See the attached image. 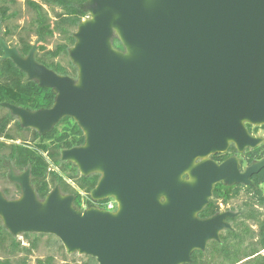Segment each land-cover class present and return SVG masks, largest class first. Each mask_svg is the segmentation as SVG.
I'll list each match as a JSON object with an SVG mask.
<instances>
[{"label": "water", "instance_id": "water-1", "mask_svg": "<svg viewBox=\"0 0 264 264\" xmlns=\"http://www.w3.org/2000/svg\"><path fill=\"white\" fill-rule=\"evenodd\" d=\"M86 11L68 53L76 78L38 62V43L23 57L0 32L2 58L56 95L48 109L0 107L41 135L72 118L85 142L61 160L100 175L90 198L117 208L78 209L59 185L41 199L31 168L10 164L21 194L0 189V219L14 237L53 235L98 264H190L233 230L232 211L200 217L215 186H255L264 169V158L244 169L237 155L211 158L264 142L247 127L264 126V0H89Z\"/></svg>", "mask_w": 264, "mask_h": 264}, {"label": "trees", "instance_id": "trees-1", "mask_svg": "<svg viewBox=\"0 0 264 264\" xmlns=\"http://www.w3.org/2000/svg\"><path fill=\"white\" fill-rule=\"evenodd\" d=\"M89 0H27L26 4L32 12L31 21L18 32L13 30L9 22L18 17L13 10L18 0H0V32L2 38L9 44L8 35H18L17 48L23 57L28 56L35 43H38L36 59L58 74L77 77L78 70L69 59V50L76 42L73 33L79 23L88 16L86 6ZM45 7L58 8L50 16ZM3 26L7 27L2 34ZM58 34L62 42L54 49H47V44ZM36 37L35 43L31 40ZM117 48L123 49L118 38L114 39ZM11 46V45H10ZM0 48V103L8 102L18 107L38 111L51 108L55 102L52 89L42 88L35 81H28L26 74L15 64L3 59ZM67 60L62 62L60 59ZM249 131L253 126L247 125ZM264 129V126H262ZM259 127H254L257 132ZM25 133L31 134L26 139ZM18 138L21 142H17ZM85 142L83 131L72 118H64L52 131L45 135L32 129H24L11 112L0 107V178L7 180L9 164L16 171L31 168L32 184L41 199H44L56 185L65 194L76 196L75 206L78 209L94 206L90 192L96 187L100 175L84 177L78 168L69 162L61 160V151L81 146ZM238 155L241 167L250 166L254 161L264 158V143L256 149H248L239 154L234 145L228 152L212 156L222 162L232 155ZM75 183L73 186L70 182ZM255 186L217 184L209 205L200 214L201 218H209L221 211L220 204L228 205L239 198L245 191L248 198L244 201L239 215L230 218L233 230L221 233V242L212 241L205 251L196 250L190 264H264V169L254 175ZM14 189L4 188V193L11 199L21 194L19 185L13 184ZM103 205L106 201H101ZM253 226L256 227L253 228ZM27 245L22 244L17 237L10 234L0 219V264H29L33 252L38 249L41 235L25 234ZM59 241V240H58ZM61 243V241H59ZM54 256L38 259L37 264H54ZM69 264V263H67ZM84 264H98L96 259L87 256Z\"/></svg>", "mask_w": 264, "mask_h": 264}, {"label": "rangeland", "instance_id": "rangeland-1", "mask_svg": "<svg viewBox=\"0 0 264 264\" xmlns=\"http://www.w3.org/2000/svg\"><path fill=\"white\" fill-rule=\"evenodd\" d=\"M27 0H18V2L16 3L15 6H13V10L18 12V17L14 18L13 20H11L9 22V25L11 26V28L13 30H16L17 32L22 29V27L26 26L32 18V12L30 11V9L28 8L27 4H26ZM46 10H49V14L50 16H54L56 12H61L60 9H56L54 11V9L45 7ZM7 27L3 26L2 28V34L5 33ZM16 31L14 33V35H8L7 39L9 41V44L11 46H16L18 44V35L16 34ZM76 31V30H75ZM36 37H32V41L33 43H35L36 41ZM60 42H62L61 37L56 34L54 36V38H52L50 40V42L47 44V49H54L55 46L57 44H59ZM62 62H65L67 59L65 57H62L60 59ZM257 136H261L264 138V129L262 127H259L258 131L256 132ZM26 139H31V134L30 133H25L24 134ZM20 138H18L17 142H21V140H19ZM264 143V142H263ZM262 143V144H263ZM212 158V157H211ZM246 168V167H244ZM69 182L74 186L75 183H73L72 181L69 180ZM4 188H8V189H14L13 184H11L8 180H4L2 178H0V189H4ZM263 190H264V185L262 186ZM248 198V196L246 195L245 191L242 193V195L239 198H236L234 200H232L228 205H225L223 208V211H234V212H239L240 209L243 207V203L244 201ZM225 208V209H224ZM253 228L256 229L255 226H253ZM40 235V234H38ZM18 240H20L22 242V244L27 245L28 240L27 238L24 237V235H20L18 236ZM59 239L53 235H41L40 240H39V246L38 249L35 250L33 252V255L30 258L29 264H37V260L38 259H46L49 256H54L55 258V262L54 264H84L87 261V256L84 255H79L78 253L73 254V255H68L66 252V249L64 248L63 244L60 243L58 241ZM3 255L0 253V258Z\"/></svg>", "mask_w": 264, "mask_h": 264}, {"label": "flooded vegetation", "instance_id": "flooded-vegetation-1", "mask_svg": "<svg viewBox=\"0 0 264 264\" xmlns=\"http://www.w3.org/2000/svg\"><path fill=\"white\" fill-rule=\"evenodd\" d=\"M18 120V119H17ZM254 127L255 126H253V128H252V131L250 132L252 135H255V134H257L256 132H254ZM25 129V128H24ZM255 136H257V135H255ZM232 146V145H231ZM230 146V147H231ZM230 149V148H229ZM247 151V150H246ZM237 155V154H236ZM232 156H234V155H232ZM238 156V155H237ZM231 157V156H230ZM229 158V157H228ZM227 158V159H228ZM212 159H213V157H212ZM216 161V160H215ZM218 162V161H217ZM223 162V161H222ZM219 163H221V162H219ZM10 165V164H9ZM9 165H8V167H9ZM12 165V164H11ZM14 167V166H13ZM15 169V168H14ZM10 170V169H9ZM15 172L16 173H21V172H18V171H16L15 170ZM23 172V171H22ZM8 174H9V171H8ZM7 180L10 182V180L8 179V175H7ZM11 184H14V183H12V182H10ZM17 185V184H16ZM2 191H3V189H1ZM4 192V191H3ZM62 193L63 194H65L63 191H62ZM5 194V193H4ZM6 195V194H5ZM7 196V195H6ZM8 197V196H7ZM9 198V197H8ZM17 198V197H16ZM9 199H11V198H9ZM13 199H15V198H13ZM92 200V199H91ZM93 202V201H92ZM94 203V206H101V205H103L102 203H95V202H93ZM225 205H223L222 203L220 204V207H221V211L220 212H223V208L222 207H224ZM225 209V208H224ZM228 211H231V210H228ZM220 212H218V213H220ZM232 212H234V211H232ZM218 213H216V214H218ZM234 213H237V215L236 216H234V217H237L238 215H239V213L238 212H234ZM215 214V215H216ZM214 216V215H213ZM233 217V218H234ZM230 219V218H229ZM229 219H228V222H229ZM232 225V224H231ZM226 231V230H225ZM224 232V231H223ZM18 238V237H17ZM31 258V257H30ZM30 261V260H29Z\"/></svg>", "mask_w": 264, "mask_h": 264}, {"label": "built area", "instance_id": "built-area-1", "mask_svg": "<svg viewBox=\"0 0 264 264\" xmlns=\"http://www.w3.org/2000/svg\"><path fill=\"white\" fill-rule=\"evenodd\" d=\"M106 203L104 205L99 206L100 208H103L108 211H115L117 208V204L113 199H107L105 200ZM86 208L85 203L83 205V209Z\"/></svg>", "mask_w": 264, "mask_h": 264}]
</instances>
